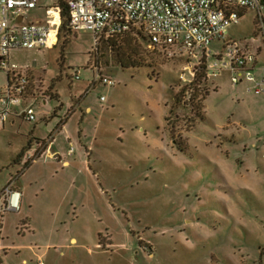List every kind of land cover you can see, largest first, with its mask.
Returning <instances> with one entry per match:
<instances>
[{"label":"rangeland","instance_id":"obj_1","mask_svg":"<svg viewBox=\"0 0 264 264\" xmlns=\"http://www.w3.org/2000/svg\"><path fill=\"white\" fill-rule=\"evenodd\" d=\"M261 3L224 41L264 63ZM69 30L8 53L27 69L35 120L0 127V264H264V94L227 72L188 88L184 59L140 31L96 42ZM13 187L20 210H3Z\"/></svg>","mask_w":264,"mask_h":264},{"label":"built area","instance_id":"obj_2","mask_svg":"<svg viewBox=\"0 0 264 264\" xmlns=\"http://www.w3.org/2000/svg\"><path fill=\"white\" fill-rule=\"evenodd\" d=\"M43 1L0 0V69L6 73V83L0 87V127L11 116H20L29 122L35 120V97L28 94L27 69L9 62L8 53L19 48L50 49L56 44L60 10L51 0ZM64 1L72 31H87L96 42L140 31L148 49L166 50L182 57L179 79L188 88L200 71L207 79L227 72L232 85L244 84L247 92L264 94V63L249 51L248 44L224 41L227 28L237 22L240 12L248 8L259 11L260 0ZM37 7H43V17L27 18ZM257 29L263 37V21ZM213 42L222 43L218 44V51L211 50ZM100 80L105 85L113 84L107 77ZM22 104L18 111L17 107ZM72 151L71 147L67 155ZM14 195L9 192L3 210H10L9 206L17 209Z\"/></svg>","mask_w":264,"mask_h":264},{"label":"trees","instance_id":"obj_3","mask_svg":"<svg viewBox=\"0 0 264 264\" xmlns=\"http://www.w3.org/2000/svg\"><path fill=\"white\" fill-rule=\"evenodd\" d=\"M261 2H264V0H260ZM51 3L54 5V6H56V7H58L59 8V10H60V27H59V33H58V36H59V34H60V32H64L65 31V34L66 35H68L69 34V32H70V30H69V27H68V14H67V9H66V6H65V1L64 0H51ZM242 12V11H241ZM240 12V15L242 14ZM134 33H136V32H128V33H126V34H124L125 35V37H127V41H130V40H132L133 39V37H131V35L132 34H134ZM124 35H121V36H124ZM128 35H130V36H128ZM67 38V37H66ZM146 39V38H145ZM65 42H67V39H66V41ZM202 76V72L200 71V73L198 74V76L196 77V79L193 81V83H192V85L198 80V78L199 77H201ZM182 90H184V89H181V91ZM64 124V122L63 123H59L58 125H57V128H59V126H62ZM24 150V149H23ZM23 150H21L19 153H18V157H20L21 156V154H22V152H23ZM24 168H27L28 166H29V161H25L24 162ZM22 171H20V173H21ZM9 184V183H8Z\"/></svg>","mask_w":264,"mask_h":264},{"label":"crops","instance_id":"obj_4","mask_svg":"<svg viewBox=\"0 0 264 264\" xmlns=\"http://www.w3.org/2000/svg\"><path fill=\"white\" fill-rule=\"evenodd\" d=\"M9 123H12V120L10 119L9 120ZM53 139V138H52ZM64 164H65V162H64ZM15 189V190H14ZM17 189L18 188H12L11 189V192H13V193H15V195H14V197H13V201L15 200L16 201V206H17V210L19 211L20 210V201H21V198H22V195L20 194V193H18L17 192ZM12 198V197H11ZM8 199H9V196L7 197V202H8ZM9 208H10V210H13L14 211V209L11 207V206H9ZM7 211V210H6ZM9 211V210H8Z\"/></svg>","mask_w":264,"mask_h":264}]
</instances>
